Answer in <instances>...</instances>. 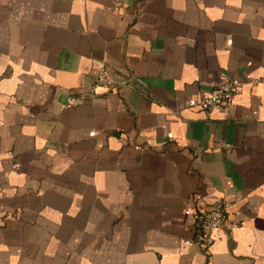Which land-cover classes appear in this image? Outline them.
I'll use <instances>...</instances> for the list:
<instances>
[{"label":"crops","instance_id":"crops-1","mask_svg":"<svg viewBox=\"0 0 264 264\" xmlns=\"http://www.w3.org/2000/svg\"><path fill=\"white\" fill-rule=\"evenodd\" d=\"M0 264H264V0H0Z\"/></svg>","mask_w":264,"mask_h":264},{"label":"built area","instance_id":"built-area-1","mask_svg":"<svg viewBox=\"0 0 264 264\" xmlns=\"http://www.w3.org/2000/svg\"><path fill=\"white\" fill-rule=\"evenodd\" d=\"M120 83L123 84V82ZM98 86L109 89L114 87V82L109 78L104 64L100 65L93 86L78 96L70 97L68 100L69 104H74L79 98L93 96ZM239 88V82L230 78L224 71H220L217 76V83L210 93L200 99H189L188 106L206 110L229 108L233 104L234 97ZM196 193L197 197H201L199 190ZM229 206L228 202L221 200L210 205L200 202L196 212V243L208 247L217 240L219 230L226 223V211ZM236 226V222H232L230 225L231 228Z\"/></svg>","mask_w":264,"mask_h":264}]
</instances>
